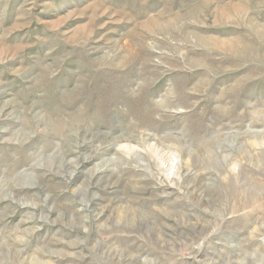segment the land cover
<instances>
[{
	"label": "rangeland",
	"instance_id": "obj_1",
	"mask_svg": "<svg viewBox=\"0 0 264 264\" xmlns=\"http://www.w3.org/2000/svg\"><path fill=\"white\" fill-rule=\"evenodd\" d=\"M0 264H264V0H0Z\"/></svg>",
	"mask_w": 264,
	"mask_h": 264
}]
</instances>
